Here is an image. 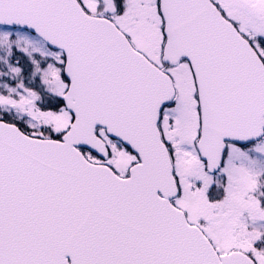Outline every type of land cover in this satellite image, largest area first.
I'll use <instances>...</instances> for the list:
<instances>
[{
  "label": "snow or ice",
  "instance_id": "1",
  "mask_svg": "<svg viewBox=\"0 0 264 264\" xmlns=\"http://www.w3.org/2000/svg\"><path fill=\"white\" fill-rule=\"evenodd\" d=\"M0 264H264V0H0Z\"/></svg>",
  "mask_w": 264,
  "mask_h": 264
}]
</instances>
